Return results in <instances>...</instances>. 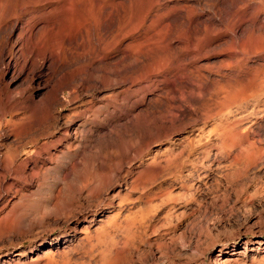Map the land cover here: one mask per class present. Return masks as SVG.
I'll return each instance as SVG.
<instances>
[{
	"label": "rangeland",
	"instance_id": "obj_1",
	"mask_svg": "<svg viewBox=\"0 0 264 264\" xmlns=\"http://www.w3.org/2000/svg\"><path fill=\"white\" fill-rule=\"evenodd\" d=\"M114 2L111 20L96 1L0 8V264L49 244L67 264H264V32L248 52L246 0Z\"/></svg>",
	"mask_w": 264,
	"mask_h": 264
},
{
	"label": "bare ground",
	"instance_id": "obj_2",
	"mask_svg": "<svg viewBox=\"0 0 264 264\" xmlns=\"http://www.w3.org/2000/svg\"><path fill=\"white\" fill-rule=\"evenodd\" d=\"M5 0H0V8H2L3 7V2H4ZM67 3H69V4H77V5H80V4H84V3H86V2H89V1H91V3H93L94 1H96L97 3H106L107 4V6H108V8H109V11L107 12L108 13V16H109V19L111 20V17H112V9H114L113 8V6H114V1L115 0H65ZM93 1V2H92ZM251 1H253V0H246V2H242V7L243 8H241L242 9V12H241V16H240V18L237 20L238 21V23L240 22H242L241 24H243L244 22H249V26L248 27H246V34H245V38H243V40L246 42V50H248L249 48L250 49H252V51L254 50L255 52L256 51H258V50H263L262 48H260L259 46H258V44H260L261 43V40H262V37H260V36H258V35H255V33H254V30L257 28L259 31L261 30L262 32H264V5H263V7H256V6H254L253 7V5H251L249 2H251ZM12 2L15 4L16 2H17V0H12ZM33 2V1H32ZM255 2V1H254ZM97 3H96V6H97ZM259 3V2H258ZM33 4V3H32ZM105 4V5H106ZM99 5V4H98ZM257 5V4H256ZM94 6V5H93ZM96 6H94L97 10H100V9H98V7H96ZM241 6V5H240ZM99 7H101V6H99ZM106 7V6H105ZM94 8V9H95ZM116 8V7H115ZM6 9H7V7H6ZM95 9V10H96ZM101 9H102V7H101ZM104 9V8H103ZM105 11V10H104ZM190 11H192V10H190ZM241 11V10H240ZM259 11H261L262 13H263V15H262V17L260 18V16H259V14H260V12ZM229 12V11H228ZM100 16V15H99ZM117 17H119V16H117ZM237 17V16H236ZM247 20V21H246ZM237 23V22H236ZM237 23V24H238ZM236 24V25H237ZM235 25V24H234ZM235 28V27H234ZM257 30V31H258ZM236 32V31H235ZM232 33L234 34V31L232 30ZM243 35H244V33H243ZM259 35H261L262 36V33L260 32L259 33ZM263 36H264V33H263ZM261 38V39H260ZM232 41V40H231ZM244 41H242L241 43H242V46H244L245 47V42ZM221 45V44H220ZM263 46V45H262ZM249 47V48H248ZM264 48V47H263ZM251 51V52H252ZM254 51H253V53H254ZM248 52H249V50H248ZM258 52H260V51H258ZM252 53V54H253ZM261 53V52H260ZM259 53V54H260ZM251 54V53H250ZM253 55H255V54H253ZM260 80V79H259ZM259 80H257V82L259 81ZM259 82H261V81H259ZM228 83V82H227ZM259 85V84H258ZM234 87V86H233ZM260 88H261V86H259ZM220 89V88H219ZM222 89L223 88H221V91H222ZM240 90V89H239ZM219 91V90H218ZM229 92V91H228ZM227 92V93H228ZM232 94V93H231ZM235 94V93H234ZM239 94V93H238ZM233 95V94H232ZM240 95V94H239ZM246 95V94H245ZM232 97V96H231ZM226 98V97H225ZM225 107V106H224ZM223 117V116H222ZM222 119V118H221ZM26 120V119H25ZM223 120V119H222ZM226 121V120H225ZM26 122V121H25ZM227 130V129H226ZM227 135V134H226ZM9 154H13V153H9ZM17 158V157H16ZM5 159H7V158H5ZM5 161H8V162H3V165H4V163L6 164L5 165V167L7 166V165H10V164H14L13 162H14V158H10V155H9V159H7V160H5ZM4 167V166H3ZM7 167H9V166H7ZM6 167V169H8ZM10 167H11V165H10ZM9 167V168H10ZM12 168V167H11ZM4 170H5V168H4ZM62 196V195H61ZM1 197V196H0ZM63 197H64V195H63ZM59 199V198H58ZM70 199V198H69ZM62 200H65L64 198L62 199ZM67 203V204H66ZM64 202V201H59L58 200V202H56V204L54 205V211L55 212H64V211H66L68 208V202ZM71 204V203H70ZM71 207V206H70ZM71 209V208H70ZM53 210V209H52ZM12 211V210H11ZM69 212V211H68ZM9 213V212H8ZM8 213L6 214V215H8ZM15 213V212H14ZM10 215H11V213H9ZM16 214V213H15ZM64 214V213H63ZM66 214H67V212H66ZM10 215H8V216H10ZM13 217H11V218H13L14 219V217L16 216H14V215H12ZM57 216V215H56ZM62 216V215H61ZM65 216V215H64ZM67 216V215H66ZM1 217V216H0ZM68 217H70L69 215H68ZM10 219V218H9ZM9 219H8V217H5L4 216V218L3 219H1L0 220V238H2L4 235H7V234H9L10 232H11V230H13V229H11V227H13V222H12V220L10 219V222L11 223H9ZM89 219V218H88ZM16 220V219H15ZM15 222V221H14ZM16 222H18V220H16ZM86 228V225H85V227H84V229ZM11 229V230H10ZM81 230V229H80ZM84 233V232H83ZM85 236V235H84ZM83 236V237H84ZM256 243L258 244V245H260L261 244V240H257L256 241ZM51 245L52 244H49V247L47 248V249H45L42 253H41V255H38L35 259H34V261L36 262V261H38V262H41V264H67L66 263V261L65 260H67V259H65L64 258V256H66V255H64L65 253H64V251L63 250H61V251H59V252H61V254H59V252L57 253V254H59L57 257L58 258H60V260H58V258L55 256L56 254H55V252H53L52 251V249H51ZM70 247V246H69ZM68 247V250L70 249L71 250V248H69ZM66 248V247H65ZM69 250V251H70ZM65 252H66V250H65ZM72 252V251H71ZM67 253V252H66ZM127 253V252H126ZM224 254H226V256H227V254H230V255H233V252L232 253H224ZM6 255V254H5ZM68 255V254H67ZM67 257V256H66ZM68 258V257H67ZM13 259V258H12ZM63 259H65V260H63ZM1 260V259H0ZM227 260V259H226ZM15 261V260H14ZM69 261V260H68ZM221 261V260H220ZM37 262V263H38ZM225 262V261H224ZM8 263V262H7ZM110 263H112V261L110 262ZM215 263V262H214ZM6 264V263H5ZM225 264H226V262H225Z\"/></svg>",
	"mask_w": 264,
	"mask_h": 264
}]
</instances>
